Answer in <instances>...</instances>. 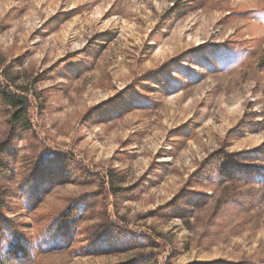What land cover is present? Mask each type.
Wrapping results in <instances>:
<instances>
[{
	"label": "rangeland",
	"instance_id": "374dc122",
	"mask_svg": "<svg viewBox=\"0 0 264 264\" xmlns=\"http://www.w3.org/2000/svg\"><path fill=\"white\" fill-rule=\"evenodd\" d=\"M1 258L264 264V0H0Z\"/></svg>",
	"mask_w": 264,
	"mask_h": 264
},
{
	"label": "trees",
	"instance_id": "16d2710c",
	"mask_svg": "<svg viewBox=\"0 0 264 264\" xmlns=\"http://www.w3.org/2000/svg\"><path fill=\"white\" fill-rule=\"evenodd\" d=\"M3 100L10 105L14 112L11 116V121L17 122L27 116V112L29 111L28 104L26 103L27 97L25 95H17L12 94L11 91H3L1 92ZM4 258L0 259V264H5Z\"/></svg>",
	"mask_w": 264,
	"mask_h": 264
}]
</instances>
